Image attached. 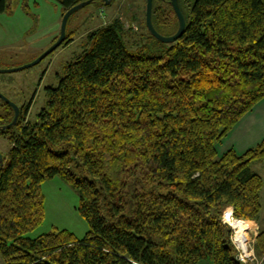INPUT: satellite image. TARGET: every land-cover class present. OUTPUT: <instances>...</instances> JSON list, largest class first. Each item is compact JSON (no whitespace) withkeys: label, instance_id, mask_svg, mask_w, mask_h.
Masks as SVG:
<instances>
[{"label":"trees","instance_id":"1","mask_svg":"<svg viewBox=\"0 0 264 264\" xmlns=\"http://www.w3.org/2000/svg\"><path fill=\"white\" fill-rule=\"evenodd\" d=\"M56 1L63 17L83 0ZM156 1L154 24L179 21L170 0ZM179 2L178 40L149 32L131 50L119 19L89 31L37 118L26 105L0 130L10 142L0 160L6 264H243L223 215L231 207L258 222L264 179L251 163L264 159V139L243 153L217 145L264 100V0ZM73 33L67 26L63 44ZM3 107L0 125L14 117ZM56 176L80 193L89 231L27 237L45 218L42 184ZM256 250L264 257V228Z\"/></svg>","mask_w":264,"mask_h":264},{"label":"rangeland","instance_id":"2","mask_svg":"<svg viewBox=\"0 0 264 264\" xmlns=\"http://www.w3.org/2000/svg\"><path fill=\"white\" fill-rule=\"evenodd\" d=\"M146 4L147 0H113L110 5H103L97 0L79 9L71 16L68 25V32H74V41L61 45L32 67L0 73V92L20 107L30 105L27 117L35 120L46 104V88L59 83L64 65L83 50L89 31L119 19L126 28V41L131 50L138 47L136 42L146 40L150 32L146 24ZM156 5L169 8V4L162 0H157ZM62 11V5L56 0H10L9 10L0 12V68H15L28 64L47 50L60 35ZM155 25L161 34L171 35L177 31L179 21L163 24L155 18ZM3 101L0 98V114L4 111ZM263 123L264 106L260 105L240 123V126L242 125L243 132L247 133ZM238 128L239 125L236 130ZM234 132L232 130L218 144L219 153L223 152L226 143L234 142V137L242 134ZM243 138L245 136L237 137L236 141ZM9 146V140L0 136V153L6 154ZM251 167L264 179V159L253 161ZM42 190L45 196V218L26 236L35 238L45 233L67 229L79 238L84 237L89 231V224L79 211L80 193L59 176L44 181ZM261 203L259 224L257 221L246 220L251 225L249 246L254 254L249 264H263L264 260L256 250L257 236L260 228H264V187ZM229 210L233 209L228 207L225 210L223 220ZM228 225L232 230V224ZM0 264H6L1 253Z\"/></svg>","mask_w":264,"mask_h":264},{"label":"water","instance_id":"3","mask_svg":"<svg viewBox=\"0 0 264 264\" xmlns=\"http://www.w3.org/2000/svg\"><path fill=\"white\" fill-rule=\"evenodd\" d=\"M95 1H97V0H83V1L75 4L71 8H69L62 17L60 35H59L58 39L47 50H45L42 54H40L35 60H33L32 62H30L28 64L22 65L20 67L0 68V73L19 71V70H23V69H26L28 67H32V66L40 63L44 58L49 56L52 52H54L58 47H60L64 43V41L66 39V35H67V26H68V22H69L70 17L79 9H81V8L87 6V5H89ZM101 1L105 5H110L112 3V0H101ZM170 3L173 6V9L175 10V13H176L178 20H179V26H178L177 31L171 35L161 34L157 30V28L153 22L154 0H147V4H146V24H147V27L153 36H155L158 40L165 42V43H172V42H175L176 40H178L182 36V34L186 28V23H187L186 18L182 12L179 0H170ZM0 98L3 99L9 105H11V107L14 109L13 120L8 124L0 125V130H5V129H8V128L14 126L18 122V119H19L20 113H21V107L17 103L10 100L7 96H5L1 92H0ZM2 156L3 155L0 153L1 158H2ZM1 164H2V161H1ZM263 264H264V260H263Z\"/></svg>","mask_w":264,"mask_h":264},{"label":"crops","instance_id":"4","mask_svg":"<svg viewBox=\"0 0 264 264\" xmlns=\"http://www.w3.org/2000/svg\"><path fill=\"white\" fill-rule=\"evenodd\" d=\"M260 105H263L264 106V102H263V100L262 101H260L255 107H254V109L251 111V112H249L247 115H245L243 118H242V120L239 122V123H237V125L233 128V132L234 133H239V132H242V134L240 135V136H235L234 137V142H230L229 144L228 143H226L225 145V147H223V152L222 153H224L225 151H227V150H229V149H231V148H234L237 152H239V153H243V152H245L247 149H249V148H251V147H254V146H256L261 140H263L264 139V123L263 124H259V125H256L255 127H256V129H254V130H252V132L251 131H249V132H247V133H244L243 131V127H242V125L240 126V123L243 121V120H245V118L250 114V113H252L258 106H260ZM239 125V128L236 130V127ZM248 128H250V127H248ZM246 129V128H245ZM252 133V136H250V134ZM232 134V133H231ZM257 135V138H255V136ZM241 136H245V138H243V139H241V141H236V138L237 137H241ZM217 148H218V145H217ZM225 150V151H224ZM222 153H220V154H222ZM254 221V220H253ZM256 222V221H255ZM256 223H258V222H256ZM259 224V223H258Z\"/></svg>","mask_w":264,"mask_h":264},{"label":"built area","instance_id":"5","mask_svg":"<svg viewBox=\"0 0 264 264\" xmlns=\"http://www.w3.org/2000/svg\"><path fill=\"white\" fill-rule=\"evenodd\" d=\"M229 217H231L233 220H242V219H238L235 218L233 210H231V212L226 214V218H224V222L227 224H232L229 221ZM233 226V225H232ZM232 229V235H231V239L232 242L237 250V258L243 263V264H249L251 262V260L253 259V251L250 250L251 247L249 246V236L248 239L245 241H242L241 239H239L238 237V228H236L237 230ZM251 229H247V232L250 233Z\"/></svg>","mask_w":264,"mask_h":264},{"label":"bare ground","instance_id":"6","mask_svg":"<svg viewBox=\"0 0 264 264\" xmlns=\"http://www.w3.org/2000/svg\"><path fill=\"white\" fill-rule=\"evenodd\" d=\"M231 212V210H229ZM229 221L232 223V225L236 228H238V237L242 241H245L248 239L249 233L247 232V229H251V225L246 220H233L231 217H229Z\"/></svg>","mask_w":264,"mask_h":264},{"label":"flooded vegetation","instance_id":"7","mask_svg":"<svg viewBox=\"0 0 264 264\" xmlns=\"http://www.w3.org/2000/svg\"><path fill=\"white\" fill-rule=\"evenodd\" d=\"M25 108H26V105L21 106V113H23L25 111ZM21 113H20V115H21ZM0 160H3V156H2V158L0 157Z\"/></svg>","mask_w":264,"mask_h":264}]
</instances>
